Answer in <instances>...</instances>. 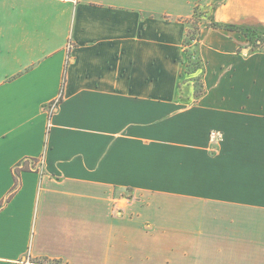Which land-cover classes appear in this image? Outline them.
Segmentation results:
<instances>
[{
	"label": "crops",
	"instance_id": "obj_1",
	"mask_svg": "<svg viewBox=\"0 0 264 264\" xmlns=\"http://www.w3.org/2000/svg\"><path fill=\"white\" fill-rule=\"evenodd\" d=\"M213 2L0 0V264H264V51L204 27L200 98L183 62L264 0Z\"/></svg>",
	"mask_w": 264,
	"mask_h": 264
},
{
	"label": "trees",
	"instance_id": "obj_2",
	"mask_svg": "<svg viewBox=\"0 0 264 264\" xmlns=\"http://www.w3.org/2000/svg\"><path fill=\"white\" fill-rule=\"evenodd\" d=\"M226 0H214L213 10L222 5ZM202 18H207L203 21ZM188 32L184 41L186 51L187 74L192 77L196 85V97L200 98L206 92L203 82V75L199 74L203 70V61L198 56L197 47L202 36V29L210 27L214 29H221L229 32L242 33L254 49H261L264 51V27H248L235 24H226L215 21L213 15L209 11H202L199 6L195 8V14L191 20L187 22ZM194 75H197L194 77ZM63 100V89L60 96V102Z\"/></svg>",
	"mask_w": 264,
	"mask_h": 264
},
{
	"label": "built area",
	"instance_id": "obj_3",
	"mask_svg": "<svg viewBox=\"0 0 264 264\" xmlns=\"http://www.w3.org/2000/svg\"><path fill=\"white\" fill-rule=\"evenodd\" d=\"M69 48H70V46H69ZM59 104H60V97H59V99H57V100H55V101H53L47 105L46 112H47L49 118H51L55 114ZM211 135L213 137L217 138L218 140L222 139V135L218 132H212ZM25 169H29L33 172L42 174V172L44 171V158L43 157L35 158V159L27 158L15 166L16 173L23 171Z\"/></svg>",
	"mask_w": 264,
	"mask_h": 264
},
{
	"label": "rangeland",
	"instance_id": "obj_4",
	"mask_svg": "<svg viewBox=\"0 0 264 264\" xmlns=\"http://www.w3.org/2000/svg\"><path fill=\"white\" fill-rule=\"evenodd\" d=\"M202 20H203V21H206V20H207V18H202Z\"/></svg>",
	"mask_w": 264,
	"mask_h": 264
}]
</instances>
